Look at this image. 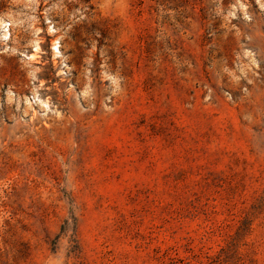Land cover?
<instances>
[{"label": "rangeland", "instance_id": "1", "mask_svg": "<svg viewBox=\"0 0 264 264\" xmlns=\"http://www.w3.org/2000/svg\"><path fill=\"white\" fill-rule=\"evenodd\" d=\"M0 264H264V0H0Z\"/></svg>", "mask_w": 264, "mask_h": 264}]
</instances>
